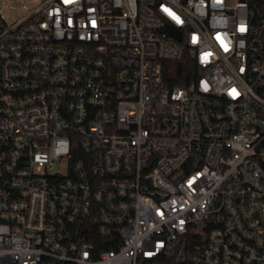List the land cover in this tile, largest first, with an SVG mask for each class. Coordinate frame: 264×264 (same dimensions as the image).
I'll list each match as a JSON object with an SVG mask.
<instances>
[{
	"label": "built area",
	"instance_id": "built-area-1",
	"mask_svg": "<svg viewBox=\"0 0 264 264\" xmlns=\"http://www.w3.org/2000/svg\"><path fill=\"white\" fill-rule=\"evenodd\" d=\"M0 264H264V0H0Z\"/></svg>",
	"mask_w": 264,
	"mask_h": 264
},
{
	"label": "trees",
	"instance_id": "trees-1",
	"mask_svg": "<svg viewBox=\"0 0 264 264\" xmlns=\"http://www.w3.org/2000/svg\"><path fill=\"white\" fill-rule=\"evenodd\" d=\"M171 85L184 86L190 83L191 79L198 77V70L193 61L184 59L178 63H170Z\"/></svg>",
	"mask_w": 264,
	"mask_h": 264
},
{
	"label": "rangeland",
	"instance_id": "rangeland-1",
	"mask_svg": "<svg viewBox=\"0 0 264 264\" xmlns=\"http://www.w3.org/2000/svg\"><path fill=\"white\" fill-rule=\"evenodd\" d=\"M1 2H2V5H6L10 2L17 3V0H1Z\"/></svg>",
	"mask_w": 264,
	"mask_h": 264
}]
</instances>
